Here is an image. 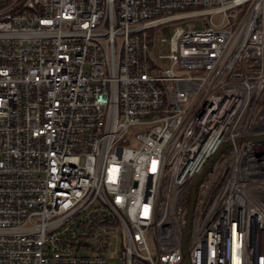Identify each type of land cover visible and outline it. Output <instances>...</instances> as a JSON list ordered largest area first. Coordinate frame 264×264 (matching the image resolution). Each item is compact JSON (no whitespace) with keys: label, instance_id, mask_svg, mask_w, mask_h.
I'll use <instances>...</instances> for the list:
<instances>
[{"label":"built area","instance_id":"obj_1","mask_svg":"<svg viewBox=\"0 0 264 264\" xmlns=\"http://www.w3.org/2000/svg\"><path fill=\"white\" fill-rule=\"evenodd\" d=\"M263 133L264 0H0V264H264Z\"/></svg>","mask_w":264,"mask_h":264},{"label":"rangeland","instance_id":"obj_2","mask_svg":"<svg viewBox=\"0 0 264 264\" xmlns=\"http://www.w3.org/2000/svg\"><path fill=\"white\" fill-rule=\"evenodd\" d=\"M195 7L193 6H189V7H185V8H181V9H177L176 11H180V10H189V9H193ZM208 15H201V16H187L184 18H178V19H174V20H170L166 23L157 25L155 27H153L152 30H154L153 33V40H154V44H153V54L154 56L157 58V54L159 52V47H160V38L162 36L165 37H169L174 29L175 26L177 25H182L184 26L186 24L187 21H194L195 22V26L196 27H203L205 24V21L207 20ZM213 19L218 22L220 20V15L219 14H215L213 16ZM158 59V58H157ZM164 61V60H162ZM189 72L193 73V74H202L204 73V69H187ZM109 264H114V261L110 260Z\"/></svg>","mask_w":264,"mask_h":264},{"label":"water","instance_id":"obj_3","mask_svg":"<svg viewBox=\"0 0 264 264\" xmlns=\"http://www.w3.org/2000/svg\"><path fill=\"white\" fill-rule=\"evenodd\" d=\"M245 138L246 139L264 138V133L263 134H259V135H247ZM239 140H241V138H236L235 139L236 142H238ZM231 144H232V141H227V142L223 143L218 148V150L212 155V157L208 160V162L205 164V166L203 167L201 172L197 175V177L193 181L192 190H191V196H190V201H189L188 214H187L186 229H185L184 240H183L184 250H185L186 239H187V235H188V231H189V227H190V223H191V219H192L193 209H194V198H195L196 185H197L198 181L202 178V176L205 174V172L208 170V168L210 167V165L213 162V160L217 157V155L224 148H226L227 146H229ZM186 264H189V260H188L187 255H186Z\"/></svg>","mask_w":264,"mask_h":264}]
</instances>
